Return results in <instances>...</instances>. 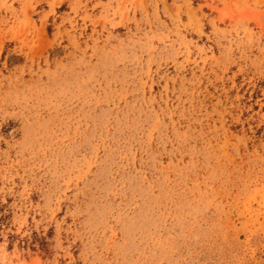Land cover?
<instances>
[{"label": "rangeland", "instance_id": "374dc122", "mask_svg": "<svg viewBox=\"0 0 264 264\" xmlns=\"http://www.w3.org/2000/svg\"><path fill=\"white\" fill-rule=\"evenodd\" d=\"M0 264H264V0H0Z\"/></svg>", "mask_w": 264, "mask_h": 264}]
</instances>
